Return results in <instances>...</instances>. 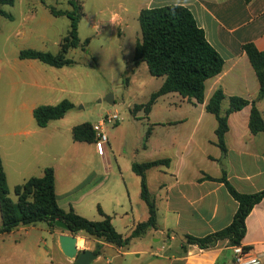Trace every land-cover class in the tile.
Returning <instances> with one entry per match:
<instances>
[{"label": "crops", "instance_id": "crops-1", "mask_svg": "<svg viewBox=\"0 0 264 264\" xmlns=\"http://www.w3.org/2000/svg\"><path fill=\"white\" fill-rule=\"evenodd\" d=\"M68 1L64 9L54 8L70 11ZM137 2L140 4L139 12L142 9L167 5L187 8L192 13L197 26L203 30L208 43L222 57L224 65L220 74L205 81L202 103H195L194 100L189 102L180 96L182 100H178L177 103L178 106L186 103L191 109L198 110L199 116L193 120L194 128L197 130L204 129L205 122L210 123L212 134L206 142L215 149V152L213 156L206 155V158L212 162L213 166L206 171L189 165L188 160L191 154L195 149L199 151L202 145H205V141L201 139L197 148V140L193 144L192 135H185L180 138L183 145L178 146L176 157L168 158L170 160L168 166H158L147 170L146 178L147 173L152 169H156L160 174L158 197L155 198L157 221L155 229H148L138 237H143L147 232H154L151 235L159 237L155 238L153 243L162 240L168 248L150 245L148 249L126 253H134L137 257L141 255L152 257L155 261L149 264H229L233 254L227 240L219 241L211 248L200 249L196 245L186 244L185 236L203 237L219 231L230 224L237 210V202L229 195L225 185L207 177L219 179L224 175L232 187L241 194H253L264 190V132L252 134L249 131L250 105L229 115L228 131L224 137L225 155L221 154L216 145L214 134L216 120L213 115L214 120H212L208 116L211 114L205 111L206 103L217 89H221L224 94L221 103L222 112L227 109L228 99L231 96L248 101L256 98L259 83L242 51V46L252 43L257 50L264 51V0H137ZM39 3V6H35L38 4L34 3L25 8L19 7L22 9L18 23L21 28L30 29L44 22L50 23L57 17H65L69 20L65 15L53 16L48 9L51 5L43 0H39ZM26 8L27 10L23 12ZM81 18H84L83 12ZM74 49L68 50L67 58L71 59L67 55ZM21 50L46 52L34 48H19L15 58L10 62V68L15 75H7L10 84L9 96L11 95L13 99L15 94L20 95L21 101L18 106L21 116L11 120L15 125L12 127L14 131L0 135V158L7 185L11 181L14 188L30 177L42 176L43 170L50 167L54 171L55 195L60 208L65 211L71 208L81 217L91 221H101L103 217L98 212L100 208L103 214L110 217L116 232L123 237H128L136 224L144 222L141 221L144 218L141 208L136 212L130 199L127 203L118 201L117 198L104 196L102 203L99 201L93 203L96 209L92 210L91 200L86 203L84 201L88 196H94L101 191L102 183L87 185L90 182L86 181L84 184L81 183L78 190L69 185L74 161L86 156L89 151L98 157H103L105 152L99 155L94 143H88L91 147L88 149L80 146L85 142L73 141L72 128L76 125L64 127L59 124L64 116L50 121L43 128L39 127L33 118V110L36 107L53 106L64 100L61 96L69 90L64 88L63 79L58 77L55 69H59L60 73L65 70L69 72L73 64L56 68L35 59H19L18 54ZM58 51L59 48L56 53L51 54H57ZM256 106L264 118V99L259 100ZM98 123H93L92 126ZM180 123H187V119ZM109 169L102 171V174L109 175L111 171ZM60 173L65 176L59 177ZM61 178L67 179L68 187L59 191L60 183L61 187H66L62 184ZM20 226L30 225H18L9 233H3L0 236L11 234ZM245 228L241 246L256 254L260 264H264V200L256 204L246 217ZM62 234L68 235L67 232L60 230L56 233L55 241V247L60 255L63 254L58 245V237ZM82 240L85 246L80 249L77 245L79 250L93 251L96 245H100V255L97 258L107 249L120 248L89 236ZM177 240L179 250L171 252L170 246ZM46 261V256L40 252L32 264H46ZM0 264L14 263L2 262L0 258ZM68 264H74V261L69 259Z\"/></svg>", "mask_w": 264, "mask_h": 264}, {"label": "rangeland", "instance_id": "rangeland-1", "mask_svg": "<svg viewBox=\"0 0 264 264\" xmlns=\"http://www.w3.org/2000/svg\"><path fill=\"white\" fill-rule=\"evenodd\" d=\"M43 1L57 9H64L67 0ZM79 1L84 18H81L78 23L79 46L67 55L74 60L72 69L62 73L59 69H55L58 77L63 79L64 88L69 90L61 97L73 104V108L64 115L59 124L64 127L84 122L93 125L107 113L113 112L119 114L120 120L114 125L106 124L104 127L107 143L103 157L93 155L89 151L86 156L74 161L69 185L78 190L81 183L84 184L86 181L90 182L86 183L87 185L102 183V190L94 196H88L84 201L86 203L91 200L92 210L96 209L93 203L95 201L102 203L104 196L117 198L118 201L127 203L130 199L136 212L142 209L144 218L141 221H145L147 209L139 197V177L132 172L131 164L160 158L173 159L176 157L178 146L183 145L180 138L192 135L193 144L196 140L198 142L197 148L201 139L205 141V145H202L199 151L195 149L188 163L190 166L208 171L213 164L206 155L213 156L215 152V149L206 142L212 134L211 126L209 122H205L204 129L194 128L193 120L199 116L198 110L191 109L186 103L178 106V100L182 99L174 93L159 97L148 115L142 110L135 115L131 114L130 110L135 105L146 103L163 81L162 77L151 76L145 63H140L138 66L133 63L134 44L140 37L137 19L140 4L137 0ZM34 3L38 4L39 0H15L12 6H0L4 12L11 15V19L0 15V135L14 131L12 127L15 125L11 120L21 116L18 106L21 101L20 95L15 94V97L11 99L7 78L8 74L15 75L10 68V62L15 58L18 49L34 48L56 53L61 39L69 30V20L65 17H57L53 22H44L30 29L21 28L18 23L22 9L19 7L25 8ZM25 10L27 8L23 9V12ZM86 40L87 43H85ZM109 96L113 99L112 104L105 101ZM208 116L214 120L212 115ZM184 119H187V123H180ZM149 128L151 130L148 134ZM80 146L91 148L86 142ZM107 168L111 170L109 175L102 174V171ZM58 175L65 176L62 173ZM159 176L158 171L152 169L147 173L146 178L148 190L154 202L158 197ZM61 181L66 187H61L60 183L59 191L68 187L67 179L61 178ZM7 187L10 198L14 199L11 181ZM60 230L41 221L27 227L20 226L11 234L1 235V261L32 264L35 257L42 252L47 258L46 264L58 262L68 264L69 259L60 255L55 247L56 233ZM152 233L147 232L143 237H134L127 245L118 249H107L90 264L154 262L152 257L146 255L137 257L134 253H126L148 249L150 245L164 246L167 249L168 246L162 240L153 243L159 236L151 235ZM68 235L71 234L68 233ZM76 236L81 239L86 237L83 234ZM83 246H85L84 241L79 248ZM178 250L177 240L171 244L170 251Z\"/></svg>", "mask_w": 264, "mask_h": 264}, {"label": "trees", "instance_id": "trees-1", "mask_svg": "<svg viewBox=\"0 0 264 264\" xmlns=\"http://www.w3.org/2000/svg\"><path fill=\"white\" fill-rule=\"evenodd\" d=\"M15 0H0V6H12ZM70 11L56 10L48 6L53 16L65 15L69 18V30L61 40L57 54L35 50H21L19 59H35L52 67L60 68L74 63L66 57L69 49L79 46L77 34L78 23L82 17L79 0H69ZM0 15L11 19L0 8ZM140 37L136 39L133 50V63L138 66L145 63L149 74L153 77H162L160 87L153 92L144 104L135 105L131 114L138 111L149 114L156 100L164 95L175 93L187 101L194 100L202 103L204 98L205 81L221 73L224 65L222 57L208 43L205 34L195 22L192 13L179 5H167L142 9L138 14ZM87 43V40L85 41ZM259 83L258 94L255 99L248 101L237 96L228 99V107L222 112L221 103L224 94L221 89L213 92L205 105V111L216 120L214 130L216 145L222 155L226 154L224 142L228 131V117L231 113L242 110L250 105L248 128L252 134L264 132V118L258 110L256 103L264 99V51H259L252 43L242 46ZM73 108V104L64 99L53 106H38L33 110L36 124L43 128L50 121L61 119ZM150 133V128L147 130ZM72 139L75 142L94 143L96 135L92 124L81 123L72 128ZM170 160L155 159L142 163H132V172L139 177L140 199L146 206L148 217L146 221L136 224L128 237L116 232L111 224L110 217L103 214L101 221H91L77 215L71 208L67 211L57 204L54 187V171L48 167L43 170L42 176L30 177L13 188L15 200L10 198L6 176L0 158V234L9 233L18 225H31L45 221L51 227L55 222L61 221L67 226L69 234L76 236L93 237L104 243L122 247L129 240L145 233L148 229L156 228V205L151 198L146 183V171L158 167L168 166ZM213 181L222 182L229 195L237 202V210L232 221L225 228L205 235L203 237L185 236V243L196 245L200 249H208L217 242L227 240L230 246L241 244L245 235V219L260 201L264 200V190L253 194L238 193L223 175L219 179L207 177ZM93 252L100 255V245H96Z\"/></svg>", "mask_w": 264, "mask_h": 264}, {"label": "built area", "instance_id": "built-area-1", "mask_svg": "<svg viewBox=\"0 0 264 264\" xmlns=\"http://www.w3.org/2000/svg\"><path fill=\"white\" fill-rule=\"evenodd\" d=\"M120 120L119 114L117 112L107 113L98 124L93 126V130L96 135V140L94 146L96 152L102 155L105 152V145L107 143V136L104 131V126L114 125ZM233 258L229 264H260L259 257L252 253L250 250L245 249L241 244L231 246Z\"/></svg>", "mask_w": 264, "mask_h": 264}, {"label": "water", "instance_id": "water-1", "mask_svg": "<svg viewBox=\"0 0 264 264\" xmlns=\"http://www.w3.org/2000/svg\"><path fill=\"white\" fill-rule=\"evenodd\" d=\"M108 103L112 104L113 99L111 96L105 99ZM56 227L67 230V226L61 221L55 222ZM58 245L62 254L74 261V264H90V262L97 258V255L88 249L79 250L77 247V237L73 235L62 234L58 237Z\"/></svg>", "mask_w": 264, "mask_h": 264}, {"label": "bare ground", "instance_id": "bare-ground-1", "mask_svg": "<svg viewBox=\"0 0 264 264\" xmlns=\"http://www.w3.org/2000/svg\"><path fill=\"white\" fill-rule=\"evenodd\" d=\"M82 244H83V240L81 238H78L77 239V245L82 246Z\"/></svg>", "mask_w": 264, "mask_h": 264}]
</instances>
